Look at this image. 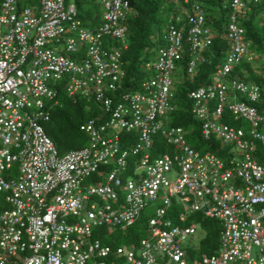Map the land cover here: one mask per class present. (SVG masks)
Wrapping results in <instances>:
<instances>
[{"label":"built area","instance_id":"2783aa9c","mask_svg":"<svg viewBox=\"0 0 264 264\" xmlns=\"http://www.w3.org/2000/svg\"><path fill=\"white\" fill-rule=\"evenodd\" d=\"M28 1L0 0V264H264V160L253 156L264 148V109L254 105L261 89L234 74L254 57L239 18L247 1L262 0L230 1L223 62L187 94L202 136L220 143L202 153L166 119L175 110L174 76L192 79L216 36L200 0H174L182 15L172 20L166 46L142 65L151 76L123 92L130 0H97L103 14L94 29L83 27L75 2ZM59 80L69 96L99 108L79 125L87 144L62 154L45 130ZM157 136L171 152H153ZM229 141L238 152L225 159ZM95 172L98 179L89 180ZM157 200L139 243L113 248L94 237L96 227L111 233L134 223ZM194 213L221 225L211 254L191 252L203 237L196 222L186 224Z\"/></svg>","mask_w":264,"mask_h":264},{"label":"trees","instance_id":"16d2710c","mask_svg":"<svg viewBox=\"0 0 264 264\" xmlns=\"http://www.w3.org/2000/svg\"><path fill=\"white\" fill-rule=\"evenodd\" d=\"M77 6V16L87 24L93 16L90 5H97L96 0H74ZM165 0H130L131 13L124 20L127 26V47L122 49V66L125 77L122 81L121 92L134 91L140 88V82L147 74L142 68L144 62L149 59L155 42L152 41L151 28L154 22L160 21V11L165 6ZM229 0H203L207 23L216 32L213 43L204 51L207 61L201 64L192 79L181 77L174 83L173 102L175 110L170 112V123L181 126L186 131L187 141L198 151H214L220 143L214 138L205 139L200 130L199 121L193 116L192 101L187 96L188 92L197 86L211 81V74L217 66L218 60L223 57L228 47L227 40L221 35L223 32V16H226ZM226 6V7H225ZM262 4H253L250 11H244L240 16V24L246 31V37L250 41V52L254 55L250 61L243 60L234 71L244 81L253 82L260 86V98L254 105L264 109V14ZM96 17V15H95ZM91 21V20H90ZM109 42V40H108ZM115 42V41H114ZM118 44V41H116ZM146 50V54L145 51ZM188 59L187 52L183 53L180 62L183 66ZM57 95L56 105L51 107L50 120L45 124L47 135L54 142L59 153L80 148L87 144V135L79 129V125L99 113V108L93 101H88L79 95L69 96L65 89V81L54 82ZM119 92L114 94L118 97ZM234 124L233 121H229ZM124 139H131L133 133L122 132ZM154 153L162 150L171 152L162 137L157 136ZM263 147L258 145L257 152L261 153L259 159H263ZM133 157L129 158L131 162ZM99 174L93 173L88 179H98ZM175 211L178 206L174 203ZM196 222L203 237L197 243V250H191L194 254L198 251L211 254L215 251L219 242L221 225L215 218L207 217L201 213L191 214L186 224ZM147 216L142 214L136 221L125 228L116 227L111 233H107L104 226L94 229L93 235L99 238L105 245L116 248L120 245L139 243L146 236Z\"/></svg>","mask_w":264,"mask_h":264},{"label":"rangeland","instance_id":"374dc122","mask_svg":"<svg viewBox=\"0 0 264 264\" xmlns=\"http://www.w3.org/2000/svg\"><path fill=\"white\" fill-rule=\"evenodd\" d=\"M74 0H67V3L68 2H73ZM31 3L33 4H38L36 0L34 1H28V6L31 5ZM98 3V2H97ZM249 4L250 5H253V3L251 1H249ZM262 6H261V9H262V13L264 14V0H262L261 2ZM179 7H180V4L178 3H172V2H168L167 4H165V6L163 8H161L162 10L160 11L159 13V16L161 17L160 21H157V22H154V26L151 28V32H152V41L155 42V45L153 46V49L152 52L150 53V57H149V60H153L155 58V54H156V48H158L159 46L160 47H164L166 46L167 44V41H166V38H165V35L167 34V31H168V28L172 22V20H174L175 16L177 15V13H179ZM90 9H91V12H92V17H90L91 21L88 19L86 20L87 24L84 23L83 27L84 28H96L97 25H99L101 23V19H102V14H103V8L102 6L98 3L97 5H90ZM96 15V17H95ZM229 21V15H228V12L226 14V16H223L222 18V22L223 24L228 22ZM76 42L79 44L80 41H79V35L75 32L73 34ZM113 40L111 42L112 45H117V42ZM106 42H108V39L106 38ZM145 54L147 53L146 50L144 51ZM223 59H224V55L223 57H221L218 62L219 63H222L223 62ZM151 72L148 71V73L145 75V78H149L151 76ZM234 75V74H233ZM213 76V73L211 74V78ZM232 76V75H231ZM178 78H181V76L177 77V76H174V80L176 81ZM230 79L231 77L230 76H226L224 78V80L226 82H230ZM207 83V82H206ZM235 101H240V100H243V97L242 96H239V95H236V98L234 99ZM246 101H248L247 99H245ZM250 103V102H248ZM251 104V103H250ZM166 119H168L169 123H170V113L167 114L166 116ZM239 125L243 128V129H247L249 127V123L245 120V119H241L239 122ZM236 152H238V148L236 146L235 143L229 141V142H224L223 143V151H222V155L225 159H228L229 157L231 156H234L236 154ZM263 153V151H262ZM156 154H159L156 153ZM260 154L261 153H258L256 152L253 156L255 158H258L260 157ZM242 157V156H241ZM171 177H173V174L171 173L170 174ZM160 203V200H157L155 202H151L149 203L147 206H145L144 210H143V214L146 215L147 217L149 215H152V213L155 211L157 205ZM169 212H170V216L173 217L174 219L177 218V214L175 213V210L173 209V207H170L169 208ZM199 234L200 236H203V232L199 231ZM196 237L198 238L199 235H196ZM194 256V254H192Z\"/></svg>","mask_w":264,"mask_h":264},{"label":"clouds","instance_id":"9594fccd","mask_svg":"<svg viewBox=\"0 0 264 264\" xmlns=\"http://www.w3.org/2000/svg\"><path fill=\"white\" fill-rule=\"evenodd\" d=\"M97 1V0H96ZM166 2L165 3H168V2H172V3H178V4H181V2L179 3V2H175L174 0H165ZM201 2H202V6H203V0H200ZM230 1L231 0H229V4H228V9H229V13H230V11H231V9H230ZM74 2V1H73ZM248 2V7H249V9H247V10H245V11H250V7L252 6V5H250L249 4V1H247ZM262 2V1H261ZM253 4H258V3H253ZM260 4V3H259ZM226 7V6H225ZM179 9H180V7H179ZM203 9H204V6H203ZM229 13H228V15H229ZM204 14H205V17H206V12H205V9H204ZM177 15H182V13H180V11H179V13H177ZM206 22H207V19H206ZM208 24V23H207ZM225 24V23H224ZM223 24V25H224ZM209 25V24H208ZM212 27V26H211ZM215 31V30H214ZM223 32H224V28H223ZM222 32V33H223ZM222 35V34H221ZM208 49V48H207Z\"/></svg>","mask_w":264,"mask_h":264}]
</instances>
